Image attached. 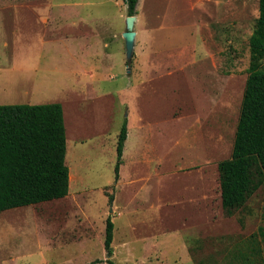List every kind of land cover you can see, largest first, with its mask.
<instances>
[{"label": "rangeland", "instance_id": "rangeland-1", "mask_svg": "<svg viewBox=\"0 0 264 264\" xmlns=\"http://www.w3.org/2000/svg\"><path fill=\"white\" fill-rule=\"evenodd\" d=\"M0 5L53 8L0 13V27L6 55L13 28L21 49L45 52L20 94L61 104L70 178L65 198L0 212V264H106L108 218L115 264H264L263 187L227 216L217 170L232 152L258 0H139L130 62L123 0Z\"/></svg>", "mask_w": 264, "mask_h": 264}, {"label": "trees", "instance_id": "trees-1", "mask_svg": "<svg viewBox=\"0 0 264 264\" xmlns=\"http://www.w3.org/2000/svg\"><path fill=\"white\" fill-rule=\"evenodd\" d=\"M123 1L128 16H134L139 0ZM249 48L250 65L232 152L217 165L221 207L227 216L244 207L260 187L264 199V68L260 66V60H264V0H258V18ZM126 139L124 124L117 137L116 180ZM65 152L61 104L0 105V212L66 197L70 178ZM113 228L108 218L106 264H115L110 259Z\"/></svg>", "mask_w": 264, "mask_h": 264}, {"label": "crops", "instance_id": "crops-1", "mask_svg": "<svg viewBox=\"0 0 264 264\" xmlns=\"http://www.w3.org/2000/svg\"><path fill=\"white\" fill-rule=\"evenodd\" d=\"M43 9V12L51 13L53 8L51 6L45 7V6H17V5H0V13L9 12L11 14L13 13H19L20 10H28L30 12H41ZM10 19H13L12 16H10ZM1 20V16H0ZM50 18H41V21L45 24L49 22ZM1 22V21H0ZM12 37L14 38V43L12 47L9 49L11 50V53L9 55L5 54V50L8 48V44L4 39L5 29L0 27V105H15V104H27V105H33L32 100L34 97L26 96L25 92L26 90L22 87H25L29 80L36 76L35 67L36 63L39 62L43 56H45V52H42V49L34 44L33 47H22L17 45L16 42L20 41V37L22 36V31L17 29H11ZM34 38V37H33ZM27 40V39H25ZM48 42L53 43L52 40H49ZM40 44H46L45 40H41ZM48 54L50 53V49L47 50ZM43 53V54H42ZM15 62H20L25 65L26 63L30 62L33 63L32 70L27 69L26 66L22 68L16 69L14 67ZM3 65L8 66L7 69H3ZM18 88H21L17 90ZM12 91H17L12 94H10ZM29 99L31 101H29ZM24 100V101H20ZM25 102V103H21ZM65 198V197H64Z\"/></svg>", "mask_w": 264, "mask_h": 264}, {"label": "water", "instance_id": "water-1", "mask_svg": "<svg viewBox=\"0 0 264 264\" xmlns=\"http://www.w3.org/2000/svg\"><path fill=\"white\" fill-rule=\"evenodd\" d=\"M135 19V16H128L126 18V30L123 34V39L125 43V54L128 62L131 61L134 51L135 32L133 31V27Z\"/></svg>", "mask_w": 264, "mask_h": 264}]
</instances>
